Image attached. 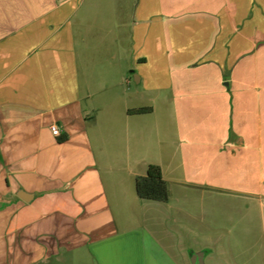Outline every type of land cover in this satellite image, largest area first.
Listing matches in <instances>:
<instances>
[{"label":"crops","instance_id":"1","mask_svg":"<svg viewBox=\"0 0 264 264\" xmlns=\"http://www.w3.org/2000/svg\"><path fill=\"white\" fill-rule=\"evenodd\" d=\"M197 257L264 264V0H0V264Z\"/></svg>","mask_w":264,"mask_h":264},{"label":"trees","instance_id":"2","mask_svg":"<svg viewBox=\"0 0 264 264\" xmlns=\"http://www.w3.org/2000/svg\"><path fill=\"white\" fill-rule=\"evenodd\" d=\"M150 109L139 108L129 110V114H143ZM135 192L138 198L166 202L169 197L168 183L163 179L161 169L158 165L147 166L144 175L135 179Z\"/></svg>","mask_w":264,"mask_h":264},{"label":"built area","instance_id":"3","mask_svg":"<svg viewBox=\"0 0 264 264\" xmlns=\"http://www.w3.org/2000/svg\"><path fill=\"white\" fill-rule=\"evenodd\" d=\"M50 131H51L52 135H54V136H58L59 133H60L59 128H58L57 125H51L50 126Z\"/></svg>","mask_w":264,"mask_h":264},{"label":"water","instance_id":"4","mask_svg":"<svg viewBox=\"0 0 264 264\" xmlns=\"http://www.w3.org/2000/svg\"><path fill=\"white\" fill-rule=\"evenodd\" d=\"M195 264H202L199 257L196 258V263Z\"/></svg>","mask_w":264,"mask_h":264}]
</instances>
